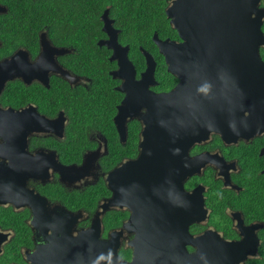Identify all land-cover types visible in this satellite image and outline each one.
Wrapping results in <instances>:
<instances>
[{"label":"flooded vegetation","instance_id":"flooded-vegetation-1","mask_svg":"<svg viewBox=\"0 0 264 264\" xmlns=\"http://www.w3.org/2000/svg\"><path fill=\"white\" fill-rule=\"evenodd\" d=\"M0 6L4 8L0 17L11 14L7 4L0 2ZM260 7H264V0ZM104 14L96 16V24L105 34L96 42L101 50L95 48V44L92 47L96 50H90L92 42L77 41L79 31L76 33V30L82 28L88 33L94 30L95 23L82 20V13L43 17L36 35H27L25 42L11 50L0 39V63L22 50L25 63L30 64L26 68L23 66V70H28L24 78L18 76L6 80L0 90V115L9 117L18 112L28 117L32 125L35 123L36 128L28 130L24 152L28 158L43 163L38 173L28 175L25 185L41 198L40 211H35L30 203L19 207L14 203L0 204V264H33L31 256L41 248L57 255V251L53 253L55 248L71 247L72 238L79 231L89 229L98 219L102 223L104 240H113L109 232L123 230L116 251H73L77 258L71 260L62 253L47 257L55 259V264H97L95 259L88 257L95 255L106 257L104 264H131L135 261L136 252L129 243L136 233L122 226L133 211L127 205H108L113 193L107 178L115 168L139 159L143 122L127 116L120 123L121 129L117 124L119 106L125 104L127 92L120 87L124 79L112 75L119 67L117 60H111L113 51L99 44L108 39ZM91 15L95 16L94 13ZM107 17L114 20V27L121 32L111 13H107ZM171 39L180 40L179 36ZM10 45L13 48L15 43ZM141 47L144 46H139L143 54ZM260 51L264 60V45ZM96 54L107 57H83H95ZM152 55L156 61L155 84L150 85V89L155 92L171 90L178 78L167 70L166 64V71L174 76L176 83L168 89L161 88L159 71L162 67L157 56ZM130 59L136 69L135 78L140 80L147 67L146 58L144 69ZM3 111L9 112L5 114ZM251 128L256 130L250 136L226 141L219 134L211 133L209 138L189 146L186 165L189 167L190 159L197 157H203L204 164L200 165L199 171L185 176L182 190L186 201L197 200V218L189 226L193 238L217 234L226 242L244 243L236 253L244 258L239 264H264V122H254ZM133 131H136L134 135ZM129 141L135 147L134 155L126 153ZM4 143L0 138V145ZM0 161L8 163L9 159L0 157ZM135 177L136 174L131 173L126 181H133ZM152 182L150 190L158 188L155 180ZM161 183L167 184L163 180ZM161 190L164 192L157 195L158 201L174 204L175 197L169 195V189L163 187ZM84 194H87V205L79 200ZM147 199L144 194L137 201ZM116 216L120 218V224L107 228L108 219ZM34 221H38L39 229L34 226ZM187 248V255L201 252L192 244ZM139 253L148 258L138 264H156L158 259L155 257L169 255L153 250Z\"/></svg>","mask_w":264,"mask_h":264},{"label":"water","instance_id":"water-1","mask_svg":"<svg viewBox=\"0 0 264 264\" xmlns=\"http://www.w3.org/2000/svg\"><path fill=\"white\" fill-rule=\"evenodd\" d=\"M261 1L172 0L166 14L180 40L162 39L157 31L153 35L167 70L178 78L175 87L163 92L150 89L155 84L156 61L152 53L141 47L147 67L141 79L136 80V69L128 55L130 47L120 43V30L107 17L109 8L103 12L108 39L99 44L113 51L111 60H117L119 67L112 75L124 79L120 87L127 92L125 104L119 106L121 120L118 117L117 124L121 129L120 123L127 116L143 122L139 159L115 168L107 178L113 193L108 205H127L133 211L122 225L136 233L129 243L136 252L131 264L147 259L139 253L146 250L169 254L155 257L156 264H239L244 260L236 255L244 243L226 242L217 234L191 236L189 226L197 218V200H185L182 182L188 173L199 171L204 164V158L197 157L190 159L189 167L186 165L189 146L209 138L211 133L226 141L250 136L256 130L251 125L264 122ZM1 10H4L2 6ZM24 56L21 50L0 63V90L6 80L26 76L28 70H23V66L30 64L25 63ZM35 128L34 122L32 125L28 117L18 112L9 117L0 115V138L5 142L0 145V157L9 159L8 163L0 161V204L14 203L19 207L30 203L35 211L41 210L39 195L25 188L28 175L38 173L43 166L39 159L28 158L24 152L28 130ZM131 173L136 177L127 182L126 177ZM152 180L158 188L150 190ZM162 180L167 184L161 183ZM163 187L169 189V195H174V204L158 201L157 195L164 192ZM144 194L148 199L138 202ZM33 223L39 229L38 221ZM102 231L98 219L72 238L71 247L55 248L53 253L57 251V255L41 248L31 260L33 264H55V259L47 256L62 253L71 260L77 258L73 251H116L123 230L109 232L113 240L102 239ZM188 244L197 246L200 254H185ZM88 257L97 264H104L106 259L102 255Z\"/></svg>","mask_w":264,"mask_h":264},{"label":"trees","instance_id":"trees-1","mask_svg":"<svg viewBox=\"0 0 264 264\" xmlns=\"http://www.w3.org/2000/svg\"><path fill=\"white\" fill-rule=\"evenodd\" d=\"M7 4L11 14H5L0 17V39L6 47L16 48L20 43L26 41L27 35H36L39 21L43 17L55 15L57 13H82L81 19L94 22V30L88 32L81 28L83 21H80V30L76 39L78 42H92L90 50H101L96 45L97 40L105 34L96 24L97 14L109 8V13L116 20V26L121 29L119 40L123 44L130 45V58L134 59L138 67L144 69L145 58L141 53L139 46L142 45L149 51L154 53L162 70L159 76L162 79L161 88L168 89L176 83L174 76L166 71V63L164 56L159 52L158 46L153 41L155 31H158L160 38L177 37V31L170 23V19L166 14V7L169 0H0ZM94 13V17L91 15ZM75 23V22H74ZM15 43L13 48L10 44ZM107 49V48H103ZM107 51V53H109ZM83 57L91 59H105L106 55L96 54L83 55ZM136 131H133L134 135ZM136 136L133 138V141ZM135 148V147H134ZM133 142L129 141L127 154L134 155ZM125 153V154H126ZM93 194V193H92ZM95 197V193L93 194ZM87 194L79 197L81 203L86 202ZM91 205V202L89 203ZM126 216V214L124 215ZM107 221V228L115 227L120 224V218H110ZM9 248V246H8Z\"/></svg>","mask_w":264,"mask_h":264}]
</instances>
